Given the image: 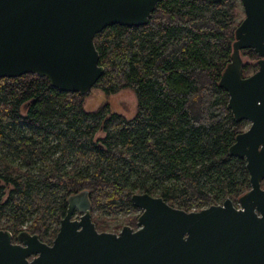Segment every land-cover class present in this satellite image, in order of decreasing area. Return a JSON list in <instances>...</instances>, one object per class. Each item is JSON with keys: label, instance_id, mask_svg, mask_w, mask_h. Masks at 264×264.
Here are the masks:
<instances>
[{"label": "trees", "instance_id": "16d2710c", "mask_svg": "<svg viewBox=\"0 0 264 264\" xmlns=\"http://www.w3.org/2000/svg\"><path fill=\"white\" fill-rule=\"evenodd\" d=\"M242 6L162 0L148 24H115L96 35L105 73L95 87L132 89L138 104L131 119L108 103L88 111L86 95L62 92L46 77L0 78V229L53 242L69 197L81 191L97 228V211L139 210L135 193L187 211L228 198L238 205L251 176L247 161L229 150L246 120L235 119L219 82ZM243 54L251 60L247 76L259 56Z\"/></svg>", "mask_w": 264, "mask_h": 264}, {"label": "water", "instance_id": "95a60500", "mask_svg": "<svg viewBox=\"0 0 264 264\" xmlns=\"http://www.w3.org/2000/svg\"><path fill=\"white\" fill-rule=\"evenodd\" d=\"M162 0H0V78L36 74L62 92L88 94L105 73L95 37L109 26H143ZM216 3L222 0H205ZM231 62L219 85L228 106L250 127L230 154L247 161L251 189L238 205L187 211L163 197L135 193L137 229L102 232L87 191L68 199L52 244L0 229V264H264V0H242ZM253 49L259 69L244 77L242 50ZM76 211L81 213L74 219Z\"/></svg>", "mask_w": 264, "mask_h": 264}, {"label": "rangeland", "instance_id": "374dc122", "mask_svg": "<svg viewBox=\"0 0 264 264\" xmlns=\"http://www.w3.org/2000/svg\"><path fill=\"white\" fill-rule=\"evenodd\" d=\"M239 2H242V0H239ZM240 9L241 12H240L239 21H242L245 17V10L243 6ZM243 56L245 62L251 61L248 56L244 54ZM252 73L253 72H250V74ZM105 103H108L110 105V108L113 112L120 113L126 116L127 118L131 119L136 115L138 99L135 92L132 89L126 88L121 90L117 94H107L100 88L93 87L91 91L88 94H86L85 108L88 111H94ZM250 125L251 123L246 121L243 131L247 130L250 127ZM103 136L104 134L102 132L98 133V138ZM262 186L264 187V182ZM141 213L142 211L140 209L137 211L130 210L127 212H117V213L97 211L95 218L96 220L99 221L101 225V227L97 229L102 232L104 231V232H114V233H119L122 230V228L126 225H130L135 229H137V221L136 223L128 224L127 219L129 217L132 218H134L135 216L139 217ZM80 216L81 213L77 212L74 216V219H78ZM49 244H52V242H50Z\"/></svg>", "mask_w": 264, "mask_h": 264}, {"label": "flooded vegetation", "instance_id": "af4514ba", "mask_svg": "<svg viewBox=\"0 0 264 264\" xmlns=\"http://www.w3.org/2000/svg\"><path fill=\"white\" fill-rule=\"evenodd\" d=\"M254 52H255V51H254ZM258 56H259V55H258ZM243 59H244V56H243ZM260 59H261V57L259 56L258 59H257L256 61L258 62ZM244 65H245V60H244ZM243 69H244V67H243ZM258 69H259V65H258ZM258 69H257V70H258ZM257 70H256V71H257ZM256 71H255V72H256ZM255 72H253L252 74H254ZM252 74H249V75L246 76V75H244V73H243L244 77H248V76H250V75H252ZM77 212H78V211H76V213H77ZM79 213H80V212H79ZM52 243H53V242H52Z\"/></svg>", "mask_w": 264, "mask_h": 264}]
</instances>
